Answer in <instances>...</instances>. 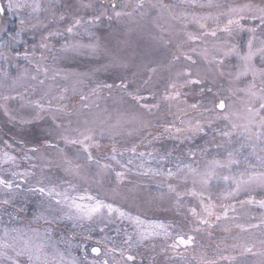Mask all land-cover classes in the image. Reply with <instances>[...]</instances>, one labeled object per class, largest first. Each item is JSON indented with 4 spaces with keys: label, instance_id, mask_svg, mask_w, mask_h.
I'll return each instance as SVG.
<instances>
[{
    "label": "snow or ice",
    "instance_id": "6c2138e0",
    "mask_svg": "<svg viewBox=\"0 0 264 264\" xmlns=\"http://www.w3.org/2000/svg\"><path fill=\"white\" fill-rule=\"evenodd\" d=\"M72 7L69 0H47L46 6L0 0V19L7 14L18 21L14 31L0 24V60L11 66L22 55L31 66L19 75L0 68V112L21 135L26 126L46 122L41 143L15 141L19 154L0 141V211L15 220L36 197L23 227L0 229V264H145V253L147 264H247L249 257L264 264V212L247 219L240 213L246 205L264 210V0H77L69 12ZM146 20L155 30L152 40L171 49L163 61L143 50L125 54ZM105 23L107 37L98 36ZM28 31L39 33V43L21 53L15 46ZM56 37H64L59 48L51 43ZM68 54L106 63L87 72L57 67ZM110 69L117 70L112 82L97 78ZM161 111L172 119L154 122ZM157 128L162 131L154 134ZM210 133L204 145L175 158L171 151L138 152L134 142L119 146L132 137L150 146L163 136L183 144ZM234 137L242 138L239 147ZM246 147L250 152L240 159ZM173 159V167L162 165ZM33 160L46 163L37 172ZM22 161L29 168L21 170ZM131 173L160 177L167 189L137 204L143 210L135 215L122 203L139 199V183H125ZM213 181L224 182L215 198ZM165 201L178 220L145 214ZM217 227L232 243L221 241L212 257L189 260L186 253L203 247L198 236H211Z\"/></svg>",
    "mask_w": 264,
    "mask_h": 264
},
{
    "label": "rangeland",
    "instance_id": "374dc122",
    "mask_svg": "<svg viewBox=\"0 0 264 264\" xmlns=\"http://www.w3.org/2000/svg\"><path fill=\"white\" fill-rule=\"evenodd\" d=\"M2 2L6 6L7 0H2ZM38 2H40L42 5H45V6L47 5V0H38ZM164 2L171 3V2H175V0H164ZM222 2L231 3L233 2V0H222ZM69 3H71L73 7L72 9H69L68 11L69 12L74 11L75 6L77 4V0H69ZM81 14H84V13L82 12ZM0 24H6L9 31H14L17 27L18 21L15 15L6 14L2 19H0ZM143 24H144V27L142 29H139L137 33L132 34V36L130 37L131 46L130 48L127 49L125 54L128 56H131L134 50L135 51L143 50V51L151 52L154 58H156L157 60L163 61L166 56H170L171 49L162 47L157 42L152 40L151 35L149 33L154 34L155 30L152 29L150 21L146 20L143 22ZM52 27L54 28L56 27V25H52ZM113 27L115 28L117 26L113 24ZM195 29H196L195 25H189V28H188L189 31H194ZM96 33L98 36L107 37L109 33L107 23H105L104 26H101L98 29H96ZM3 38L6 39V36H4ZM244 38H246V35L242 36V39ZM69 39L71 38L69 37ZM82 40L83 42H87L88 38L83 37ZM23 41L24 43L15 46V49L17 51H20L21 53L23 52L25 45L30 47L32 44L39 43V33L38 32L33 33L31 31H28L23 35ZM57 41H59L60 43H63L64 37H56L51 41V43L55 44V46L59 48V43H57ZM113 43H115V41H113ZM3 50L4 49L2 47V44H0V51H3ZM14 54L15 53H13V55ZM45 55H49V54L45 53ZM39 56H40V51L38 50L36 52V59H39ZM233 62H235L234 58H233ZM48 63H51V60H49ZM103 63H106V61L102 58L97 59V58L88 57V56L74 57L71 54H68L67 56H65V58L58 60L56 66L66 71L87 72L92 68L99 67ZM17 65L20 66L19 69H17L16 67ZM24 67L31 68V66L27 64V61L23 59L22 55L18 60H14L11 66L5 65L4 61L0 60V68H7L9 73H11L12 75H19L20 71H22ZM116 74H117V70L110 69L107 72L101 71L100 73H98L97 78L102 81H106L110 83L112 82V79L115 78ZM2 79H3V75L2 73H0V80ZM57 83L64 84L66 82L57 78ZM225 87H227L226 82H225ZM17 88L20 91L23 90L22 88H19V85H17ZM0 92H3V90L0 89ZM189 102H194V101L190 99ZM104 103H105L104 101H101L102 107L104 106ZM107 104L109 106H112L113 105L112 99H108ZM11 106L17 107L18 101H12ZM173 111H175V109H173ZM157 116L159 117L158 120L156 119V117H151V118L154 120V122L159 123V124H163L165 120L172 119L171 115L165 116L163 111L157 113ZM45 124H46L45 121H38L32 125H28L24 128L23 133L21 135L20 128L12 123H8L7 118L3 116L2 112H0V141L8 140L9 143L13 144V149L11 150L13 154H19L20 149H19V146L15 143V141L23 139L27 147H32L34 144L41 143L42 142L41 129L45 127ZM223 126H224L223 124H220V127H223ZM152 131L154 134H156L157 132L162 131V129L157 128V129H153ZM210 135L211 133L209 134V136H204L201 134L200 136H197L193 141H186L183 144H180L175 139L169 138L167 136H163L159 140L153 141L150 146L148 145L147 141H145L143 144H140L139 140L136 137H132L129 139L127 144L121 142L119 146L122 148L130 147L131 144L134 142L138 145V152L139 151H144V152L155 151L158 154H164L166 152L171 151L173 152V157L175 158L177 156H181L182 153H186L189 149H197L198 146L204 145L205 141L210 139ZM241 139L242 138L236 139L234 137L235 142L233 146L239 147V143ZM104 143L107 144L109 143V141L105 140ZM3 148H4V144L0 142V149H3ZM216 151L217 150L213 149L211 155H215ZM219 151L221 155H223V150L221 149ZM249 152H250V149L247 147L244 149H241V156L239 158L243 159V156L248 155ZM127 158L128 156L125 157V159ZM146 159H150V158L146 157ZM150 162H151V166L153 167L157 166L155 161H150ZM174 162L175 160L173 159L172 162H168V161L162 162V165L164 167H173ZM32 163H35L37 165L36 171L38 172L39 168L41 166H44L46 162L42 160H33ZM136 163H139V160H136ZM25 168H29V162L22 161L21 170ZM233 170L236 171L237 166H234ZM52 171L56 172L55 169H53ZM57 174L62 175V173H58V172ZM160 179H161L160 177H138L134 173L129 174L125 182L126 186L131 187L132 182H138L140 185V188L137 189L139 199L136 201V203H132L131 201L122 202L125 205V209L130 210L133 213V215H135L137 214L138 211L143 210L142 208H138L137 204L142 205L144 200L151 199L154 197H159V194L162 191L166 192L167 191L166 187L161 188L159 186ZM223 183H224L223 181H213L212 194L214 198L217 196L218 192L223 187ZM244 198L245 197L243 196V194L237 197V199H244ZM35 200H36V197L30 196L27 213L21 214V216L15 220L10 219L6 212L0 211V220H2V223H0V229H2L3 227H23L27 223L25 216L27 217V219H31V215H32L33 207H34L33 202ZM193 203H195V201H193ZM8 211H13V208L9 206ZM262 212H264V210L260 209L258 206H255V205H246L243 209L240 210V213L244 215V219H247L248 215L253 216V217H259ZM13 214L15 215V213ZM145 214L150 218L159 219L166 223L172 220L179 219V217H177L175 214L174 208H170V204L167 201L163 202L160 208L146 210ZM241 222H244V220H242ZM251 222L257 223L258 220L253 219ZM236 231H237L236 229H233L232 234H234ZM230 235L231 234L229 233L223 232L222 228L220 227L212 229L211 236H208L207 233H202L200 234V236H198V242H199V245H202L203 247H197L195 251H189L188 253H186V256L188 257L189 260H191L193 257H195L198 260L201 254L206 255L208 257H212L215 254V246L217 243H220L221 241H224L227 244L232 243V240L230 239ZM156 243L159 245L162 243V241L157 240ZM147 255L148 254L145 253V264H147V259H146ZM158 259H160V257H158ZM253 259L254 258L252 257L247 258V264H251ZM174 264H184V262L177 260L174 262Z\"/></svg>",
    "mask_w": 264,
    "mask_h": 264
}]
</instances>
